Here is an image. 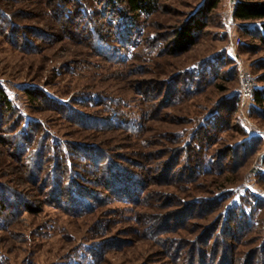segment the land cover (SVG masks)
I'll return each instance as SVG.
<instances>
[{
  "label": "rangeland",
  "instance_id": "1",
  "mask_svg": "<svg viewBox=\"0 0 264 264\" xmlns=\"http://www.w3.org/2000/svg\"><path fill=\"white\" fill-rule=\"evenodd\" d=\"M203 1L0 0V264H264V103L241 106L237 82L264 90L242 26L260 22L221 0L170 54Z\"/></svg>",
  "mask_w": 264,
  "mask_h": 264
},
{
  "label": "trees",
  "instance_id": "2",
  "mask_svg": "<svg viewBox=\"0 0 264 264\" xmlns=\"http://www.w3.org/2000/svg\"><path fill=\"white\" fill-rule=\"evenodd\" d=\"M119 1L124 4L125 6L124 8L128 12L132 14L134 13L137 16L138 15L148 16L149 14H153L154 12L157 11L158 4L162 2L163 0H106V5L107 7L116 9L115 5H117ZM220 2L221 0H204L203 3L200 5V8L192 16L186 19L183 22V24L179 25V27L173 31L172 40L167 44L170 54L184 53L190 48H192L193 46H195L197 34L208 27L209 24L207 22V19L209 17V14H211L213 11H215L218 8V5L220 4ZM232 6H233L232 19L234 21H238L241 23L260 22L259 27L255 28V30L253 31L247 29L245 25H242V26H243V29L245 30L246 35L254 36V37L256 35L260 39V41L264 44V0H234ZM116 11H117V14L121 16V19L125 20L128 24H130V26L132 25L131 19L127 15H125V13H123L120 9H117ZM216 69L217 68L214 65H212L211 69L208 70V74L217 75L218 73ZM218 88L222 90V87L218 86ZM174 92H175V88L173 84H171L166 94V97H165L166 103L172 102ZM27 94L28 96H30L31 100H34V98L40 97V95L35 90H31V89L27 90ZM239 100H240V97H239ZM252 102L256 107L263 105L264 103V90L263 89L255 90L253 94ZM0 106H3L6 110H8L11 107V104L8 101L6 93L1 88H0ZM92 154L98 157L96 152H93ZM123 177L127 178L125 175ZM115 179L116 177L113 176L112 178H110L111 181L109 182L112 183V181ZM58 188L59 190H56V194L59 195V198L58 200L56 199V202L59 203L61 202L60 200H61L62 190L60 187ZM121 189L122 191L124 190L123 188ZM77 201L74 200L73 203L75 202L77 203ZM1 202L3 203L2 200ZM71 203H72L71 201H67L66 203H64L66 205L65 207L69 206V204ZM26 209L32 211L29 207H26ZM241 214L243 218L246 217V214H244L243 212ZM243 222H242V225H243L242 228H245L249 224V221L245 219L243 220ZM162 226H166L165 228H169L168 224L167 225L162 224ZM224 232H226V230H224ZM232 236L234 235L232 234ZM228 249L230 250V246H228ZM230 253L232 255V250H230ZM190 254L191 252L189 253V256ZM220 264H231V259H228V261L224 259Z\"/></svg>",
  "mask_w": 264,
  "mask_h": 264
},
{
  "label": "built area",
  "instance_id": "3",
  "mask_svg": "<svg viewBox=\"0 0 264 264\" xmlns=\"http://www.w3.org/2000/svg\"><path fill=\"white\" fill-rule=\"evenodd\" d=\"M228 22H232V12L231 16L228 19ZM235 46L233 42H230L228 52L231 55H235ZM237 82H238V94L241 101V106L249 103L253 100V94L256 90V82L254 77L246 70L240 69L237 74Z\"/></svg>",
  "mask_w": 264,
  "mask_h": 264
}]
</instances>
